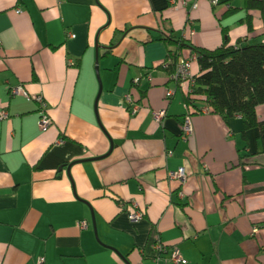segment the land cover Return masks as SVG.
<instances>
[{"label": "crops", "instance_id": "crops-1", "mask_svg": "<svg viewBox=\"0 0 264 264\" xmlns=\"http://www.w3.org/2000/svg\"><path fill=\"white\" fill-rule=\"evenodd\" d=\"M171 1L0 0V264H154L156 245L160 264H173L174 250L187 264H264L258 132L246 141L239 117L190 111L188 82L158 70L167 49L156 40L173 30L217 49L227 27L231 44L256 43L264 11L247 12L244 0ZM144 72L151 80L133 115L125 98ZM18 86L26 94L12 96ZM37 95L54 122L46 130ZM257 114L264 120V104ZM179 169L186 180H170Z\"/></svg>", "mask_w": 264, "mask_h": 264}, {"label": "trees", "instance_id": "trees-1", "mask_svg": "<svg viewBox=\"0 0 264 264\" xmlns=\"http://www.w3.org/2000/svg\"><path fill=\"white\" fill-rule=\"evenodd\" d=\"M221 2L218 0V4ZM243 8L247 12L264 11V0H244ZM234 10L235 8L230 4L226 14L230 15ZM251 20L252 16L248 15L246 22L251 23ZM223 34V44L217 49L196 47L173 30H169L167 34H159L156 40L166 46L167 57L158 70L164 71L168 79L171 80L172 77L174 82H188V89L183 99L190 111L199 114L212 113L226 120L239 117L243 121V138L246 141H248V133L256 130L260 143L257 154L264 155V120H261L257 114V108L264 104V33L261 35L262 39L256 43H249L248 37H245L235 44L230 43L229 28L224 27ZM111 45L105 55L112 54L115 43ZM189 49L198 72L193 73L191 79L182 80L177 73L183 61L184 51ZM142 77L140 83L132 84L130 90L137 104H141L147 95V91L140 85L146 79L147 73L144 72ZM252 156L253 153H250L244 156L242 161ZM249 164V161L244 163V165ZM162 255L163 253L159 254L161 257Z\"/></svg>", "mask_w": 264, "mask_h": 264}, {"label": "built area", "instance_id": "built-area-1", "mask_svg": "<svg viewBox=\"0 0 264 264\" xmlns=\"http://www.w3.org/2000/svg\"><path fill=\"white\" fill-rule=\"evenodd\" d=\"M175 0L171 1L172 3H176L175 5H178V1L174 2ZM182 2V1H180ZM184 3V2H182ZM212 3L214 5L218 4V0H212ZM18 13H21V10H18ZM70 37L75 38V36L73 34H70ZM0 47H1V42H0ZM194 59H187V60H183L181 62V64L179 65V69H178V76L181 77L182 80H188L191 79L193 77V63H194ZM143 77H137L135 79H133L132 84L133 85H137L138 83H140V80ZM172 78V77H171ZM146 79L151 80V76L147 75ZM26 94V89L23 86H18L16 88L11 89L10 94L12 96H18L20 94ZM168 97H173L174 92L173 91H168L167 93ZM36 103L38 104L39 108H40V126L42 127V129L46 130L50 127L53 126L54 122L53 120L49 117V115L47 114L48 111V104L46 103L44 97L42 95H37L34 97ZM125 102L128 105V108L130 110V112L133 115H136L140 112L141 110V105L137 104L134 100V98L132 97V95L129 93L126 98H125ZM166 115L165 111H159V112H154V120L158 123H161L162 120L164 119ZM9 117V114L7 112H4L2 114V118L3 119H7ZM184 132H185V139L188 138V136H190L192 134V128L190 126V124L188 122H186L184 124ZM169 178L170 180H177V181H185L186 180V173L185 170L183 169H179V170H170L169 171ZM132 207H128L127 211L129 213V218L132 221H139L144 217V214L142 213L141 210L138 209V205L136 203L132 204ZM80 227L82 229H86L88 227V223L83 221L80 223ZM165 251L164 246L162 245H156L155 249H154V254L158 255L157 257L155 256L154 258V264H160V261L162 260L161 256H159L160 253H163ZM158 253V254H157ZM170 261L173 264H187V260H185L183 258V256L181 255L179 250H174L172 252V255L170 257ZM39 264H42L41 262Z\"/></svg>", "mask_w": 264, "mask_h": 264}, {"label": "water", "instance_id": "water-1", "mask_svg": "<svg viewBox=\"0 0 264 264\" xmlns=\"http://www.w3.org/2000/svg\"><path fill=\"white\" fill-rule=\"evenodd\" d=\"M97 74L100 76V73H99V68H98V62H97ZM101 91H102V87L100 88V93L98 95V98H97V101H96V108H97V104H98V101H99V98H100V95H101ZM103 128V127H102ZM104 129V128H103ZM113 149V143L111 142V150L110 152L112 151ZM109 155V154H108ZM107 155V156H108ZM100 159V158H99ZM84 162V161H82ZM70 171V167L68 168V172ZM70 174V173H69ZM93 224H94V229L96 230V221H95V217L93 215Z\"/></svg>", "mask_w": 264, "mask_h": 264}]
</instances>
